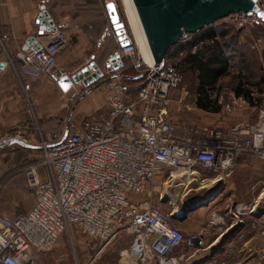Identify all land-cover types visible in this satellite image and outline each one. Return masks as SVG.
<instances>
[{
    "label": "built area",
    "instance_id": "2783aa9c",
    "mask_svg": "<svg viewBox=\"0 0 264 264\" xmlns=\"http://www.w3.org/2000/svg\"><path fill=\"white\" fill-rule=\"evenodd\" d=\"M257 6L259 12L232 14L212 26L261 28L264 33L260 14L264 13V0H258ZM80 30L61 19L54 29L34 33L35 48L15 54L20 74L27 79L45 76L54 81L69 75L57 64V56L67 49L69 32ZM191 36L183 34L181 40ZM202 44H194L192 51ZM249 46L259 51L261 39ZM117 55L113 63L107 59L103 70L87 65L90 74L101 73L88 88L101 89L108 118L85 126L69 122L67 138L52 146L41 141V158L24 169L33 205L21 216L0 215V264H42L38 254L51 251L72 229L98 243L100 252L121 233L132 232L130 256L140 264H147L150 257L155 264H241L213 257L199 263L213 251L206 231L182 232L174 226L172 212L144 198L153 194L151 187L158 180L165 186L178 171L198 178L199 172L224 173L242 158L264 163V103L257 109L255 123L242 121L230 129L180 126L170 116L171 91L181 83L175 65L165 60L160 64L144 62L132 35L126 37V45ZM183 55L184 51L178 57ZM124 60H132L141 78L134 99L127 96L117 75ZM88 88L81 90L74 84L64 95L73 102ZM230 98L225 106L228 113L248 106L241 98ZM162 197L159 195V200ZM263 202V197H258L247 205L227 206L225 216L240 224L241 218L255 214ZM215 216L211 215L209 226L217 224ZM251 225L264 238V225L255 219Z\"/></svg>",
    "mask_w": 264,
    "mask_h": 264
},
{
    "label": "crops",
    "instance_id": "0c3cea01",
    "mask_svg": "<svg viewBox=\"0 0 264 264\" xmlns=\"http://www.w3.org/2000/svg\"><path fill=\"white\" fill-rule=\"evenodd\" d=\"M99 6L101 7V12L99 11ZM42 8L47 11L50 19L54 22L64 19L81 29L79 32H69L67 49L57 56V64L64 66L69 75L78 73L90 63H94L97 68L103 70L107 59L111 57L118 47H121L119 36L116 35L114 27L109 22L103 0H0V63L6 64L4 69L0 71V133L2 127L15 126L21 121L24 122L22 116H25L24 111L27 107L31 106V103L38 97L40 92H49L48 88H45V91H40L34 86V82L40 78H24L20 74L19 63L17 64L10 58L16 51L23 50L26 40L38 32V20L40 19ZM44 22L48 23V20H44ZM221 29L218 28V30ZM125 35L128 36L129 34L125 33ZM255 40L257 39H251L250 43ZM262 45L263 41L261 39V47ZM47 78L53 84L55 92L65 94L61 92L56 81L49 77ZM194 83L197 86L196 78ZM175 91L177 89L171 91L170 116L172 121L180 126H206L230 129L242 121L255 123L257 109L261 108L264 103L263 95V100L259 105L253 106V104L250 105L247 102L248 106L236 107L233 112L228 113L225 106L230 102L231 98H229L228 102H223L222 98L218 97L217 105L220 106V110L214 112L197 106L196 91L192 96H189L186 88H183L176 98L174 96ZM231 95L234 96L232 92L229 96ZM213 98L216 97L213 96ZM254 108L256 110L253 111ZM107 110L109 111L108 108ZM243 110H248L251 113L248 120L243 119ZM39 148L31 150L33 152ZM253 162L246 158L239 159L232 168L224 172L229 175L244 174L249 179L244 183H232V188L230 189L232 192H228L231 197L224 195L225 198L228 197L225 199L224 206L247 205L258 197H263L264 201V165H251ZM240 180L237 178L236 182ZM211 182H214L213 184L219 183L220 177L217 180L213 179ZM242 188L243 191L240 192ZM222 192L223 188L220 189L218 194ZM32 205L33 200L28 210L24 209L9 215L1 213L0 215L6 218L21 216L27 213ZM219 208L217 206L213 208L203 224L196 220L197 217H200L197 213L199 209L189 213L183 222H173L180 227H184L185 233L204 229L207 236H209V241L213 242L212 252L215 253L214 259H229L238 261L241 264H264V238L261 237L259 229L253 228L251 225L254 219L259 222V225H264V202L259 206L255 214L241 218L242 223L240 224H234V221L225 216V208ZM212 214L216 215L217 224L209 226L208 221Z\"/></svg>",
    "mask_w": 264,
    "mask_h": 264
},
{
    "label": "rangeland",
    "instance_id": "374dc122",
    "mask_svg": "<svg viewBox=\"0 0 264 264\" xmlns=\"http://www.w3.org/2000/svg\"><path fill=\"white\" fill-rule=\"evenodd\" d=\"M114 1L117 4L119 15L126 33L132 35L135 39L134 31L131 28L122 1ZM99 11L101 12L100 6ZM213 27L218 29L217 26ZM263 34L262 29L251 28L246 29V32L242 34V40L262 39L263 41L260 50L257 51V53L253 52L250 56L251 60L247 62V64H249L248 66H250L249 73L251 75L253 74L255 81L261 76L264 77ZM135 42L141 56L136 39ZM16 52L11 55V59L15 56ZM34 83V86L40 91H45V88H48L49 92H40L38 97H36L31 103V106H28L24 111L25 116H22L24 122L21 121V123L15 126L2 127L0 133L1 136H11L14 138L19 136L26 141L25 143L40 147L41 141H48L62 135L69 122L76 126H85L94 122L92 118L97 120L106 117L107 107L104 105L102 91L99 87L97 89L91 87L87 90L86 94L81 95L73 102H69L66 95L55 92L53 84L47 77L43 76ZM236 83V80L232 78V74L229 75V77H224L219 82L218 86L220 88V93H218V97H221L223 102L229 101V94L231 93L232 88L235 87ZM183 88H186L189 96H192L195 93L196 86L191 75L186 74L185 78H182L181 83L175 88L177 89V91L174 92L175 98ZM250 116L251 113L248 112V110H243V119L248 120ZM15 146L18 145H12L7 149H14ZM11 150L8 153H0V214L4 213L8 215L10 213L15 214L17 211H22L24 209L28 210L33 200L32 191L26 185L24 174L17 173L20 171L16 170V168L22 167L26 163H35L42 155V153L40 154V152L37 151L27 152L15 150L13 152ZM237 164L239 165V163ZM259 164L264 165L257 161H254L251 165L258 166ZM21 171H23V169ZM179 173L182 175L183 172ZM179 173H176L173 176H180ZM199 174L198 178L184 176V178H181L182 180L179 181L181 183L183 182L184 185L176 188H168L169 186L166 185L162 186L160 185L161 181L158 180V184L151 187L152 190H154L153 194L144 199L159 206L163 211H180L186 200L190 201L196 197H203L208 189L217 185L218 187L216 186V188H223V192L218 194L219 196L210 204V206L207 208L203 207L197 211L200 217L196 216V220L203 224L209 217L213 208L217 206L224 209L226 207L224 206V203L226 202L225 199L231 197L228 192H232L230 189L232 188L233 182H235L234 184H237L249 180L244 174L229 175L226 173L214 174L207 172H199ZM219 177V183L213 184L211 182L213 179L217 180ZM237 178L241 180L236 182ZM203 183L204 185H207V189L205 190L199 189L200 184ZM220 183L222 184L220 185ZM241 191H243V188L240 189V192ZM159 195L163 196L161 200H159ZM224 195H227L228 197L226 196L227 198H225ZM165 198H167L168 201L162 203L161 201ZM174 226L182 232H186L184 227H180L176 223H174ZM133 241L134 236L132 232H124L101 252L99 251L100 247H97L95 251H92L90 248H94V244L78 234L75 229H72L70 233H64L60 237L56 246L51 251L39 253L38 258L42 264H140L139 260L130 256ZM146 262L147 264H155L154 259L151 257L146 259Z\"/></svg>",
    "mask_w": 264,
    "mask_h": 264
},
{
    "label": "water",
    "instance_id": "95a60500",
    "mask_svg": "<svg viewBox=\"0 0 264 264\" xmlns=\"http://www.w3.org/2000/svg\"><path fill=\"white\" fill-rule=\"evenodd\" d=\"M110 24L114 27L116 35L119 36L121 47L126 45V31L119 16L118 7L114 0H103ZM258 0H132L145 40L151 53L153 62L160 64L165 60L168 50L177 45L183 34L194 35L202 31L205 27L212 26L215 22L227 18L236 13L259 12ZM109 5L112 8H109ZM264 18V13L260 12ZM44 20H48L45 23ZM38 34L54 29L55 22L50 19V15L42 8L40 19L38 20ZM35 39L30 37L26 40L23 50L35 48ZM37 48H39L37 46ZM117 52L112 54L110 62L118 60ZM93 70L97 67L94 63L88 64ZM6 66L0 63V71ZM101 78L99 71L90 74L87 66L73 75H65L56 81L61 92L66 93L76 84L79 89L88 88ZM68 126L66 127L61 141L68 136ZM12 145L24 148L37 149L38 146L30 145L11 136L0 137V150L7 149ZM220 189L214 187L206 191L203 197H196L190 201L186 200L180 211L172 210L171 219L175 222H183L189 213L208 206L218 195ZM165 198L161 202L165 203ZM178 208V207H177ZM202 259L199 263H204L213 257Z\"/></svg>",
    "mask_w": 264,
    "mask_h": 264
},
{
    "label": "trees",
    "instance_id": "16d2710c",
    "mask_svg": "<svg viewBox=\"0 0 264 264\" xmlns=\"http://www.w3.org/2000/svg\"><path fill=\"white\" fill-rule=\"evenodd\" d=\"M244 32L246 30H237L235 27H227L221 30L215 29L213 26L205 27L202 31L192 35L190 39L180 40L177 45L168 50L165 56V62L175 65L177 72L181 76V80L185 78L186 74L191 75L194 80L195 78L197 79L195 91L198 107L218 112L220 110V106L217 105L218 93H220L219 82L231 74L232 78L237 82L231 90L235 97L243 98L250 105L253 104V106H257L262 102L264 95V77L261 76L255 81L253 74L251 75L249 73L250 66H248L249 64L247 62L251 60L250 56L252 53H257V51L250 49L249 43L251 39L246 41L242 40V34ZM198 42H202L203 44L201 48L193 52L192 46ZM121 48L118 47L113 53L120 51ZM182 51H184V55L179 58L178 54ZM12 59L18 64L15 56ZM117 75L120 77L126 89L127 96L134 99L141 78L134 69L132 60H124L117 68ZM100 84L101 81L99 82ZM213 96L216 98H213ZM108 114L109 111L107 110L104 119H92L94 122L104 121ZM61 138L62 135H59L45 142L47 145L52 146L58 143ZM11 149L1 150L0 153H8ZM15 150L32 152L31 149L21 146H15L11 151L14 152ZM36 151L40 152V154L42 153L41 148ZM33 163H26L22 167H17L16 170L20 171L17 173L23 174L26 166ZM22 169L23 171H21ZM93 244L94 250L92 249V251H95L99 247V244Z\"/></svg>",
    "mask_w": 264,
    "mask_h": 264
},
{
    "label": "bare ground",
    "instance_id": "6f19581e",
    "mask_svg": "<svg viewBox=\"0 0 264 264\" xmlns=\"http://www.w3.org/2000/svg\"><path fill=\"white\" fill-rule=\"evenodd\" d=\"M121 1H122L123 6H124L125 12H126V14L128 16L131 28L134 31V36H135V39H136V41L138 43V46H139V49H140V53H141V56H142V60H144V62H146L148 64H152L153 63V59H152L151 53L149 51L147 42L145 40L142 28L140 26V23H139V20H138L134 5L132 3V0H121ZM179 172L180 171H178L177 173H179ZM184 176L188 177L189 174H187V175L186 174H182V175L180 174V176L173 177L169 182H167V183H171V186H169V187L172 188V187H178V186L184 185L183 182L182 183L179 182V181L182 180L181 178H184ZM166 184H164V185H166ZM199 189L205 190V189H207V185H204V183L200 184V188Z\"/></svg>",
    "mask_w": 264,
    "mask_h": 264
},
{
    "label": "snow or ice",
    "instance_id": "6c2138e0",
    "mask_svg": "<svg viewBox=\"0 0 264 264\" xmlns=\"http://www.w3.org/2000/svg\"><path fill=\"white\" fill-rule=\"evenodd\" d=\"M109 8L111 9V8H112V6H111V5H109Z\"/></svg>",
    "mask_w": 264,
    "mask_h": 264
}]
</instances>
